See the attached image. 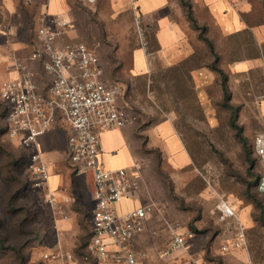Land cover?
I'll return each instance as SVG.
<instances>
[{
    "label": "rangeland",
    "instance_id": "374dc122",
    "mask_svg": "<svg viewBox=\"0 0 264 264\" xmlns=\"http://www.w3.org/2000/svg\"><path fill=\"white\" fill-rule=\"evenodd\" d=\"M66 1L74 18L64 34L67 41L93 48L105 79L120 88L119 100L141 133L144 155L134 161L144 166L150 193L168 207L170 197L181 210L182 222L194 233L198 264H264V215L255 218V204L244 193L260 168L251 143L264 129V0H233L244 29L227 36L195 0H173L171 15L183 30L179 48L187 56L170 65L148 56L156 46L155 24L145 27L133 11L137 0H121V5L118 0ZM44 2L0 0V83L10 76V58L32 50ZM134 50L141 71L137 75L132 73ZM1 114L0 100V264H56L45 255L86 241L90 206L71 201L66 214L53 212L44 190L32 185L28 155L2 135ZM162 122L190 155L183 167L151 148L170 136L162 137V132L157 136L161 141H147V132ZM171 149L164 153L171 157ZM221 199L233 207L236 218L221 217ZM239 224L246 233L242 247L233 245Z\"/></svg>",
    "mask_w": 264,
    "mask_h": 264
},
{
    "label": "built area",
    "instance_id": "2783aa9c",
    "mask_svg": "<svg viewBox=\"0 0 264 264\" xmlns=\"http://www.w3.org/2000/svg\"><path fill=\"white\" fill-rule=\"evenodd\" d=\"M70 26L61 14L43 12L29 55L10 58L7 70L13 75L0 83L5 137L28 155L32 185L44 190L45 202L56 213L57 200L49 189L50 173L38 138L58 121L67 126V154L73 169L92 173L88 254L98 264H137L147 253L135 247V239L144 230L147 216L158 209L157 205L154 201L140 202L119 213L114 205L139 188L140 168L132 164L108 169L100 157L101 133L125 126L134 116L119 104L120 88L105 79L101 58L95 50L82 41H59ZM31 62H37L47 75L48 82L42 88L38 84L39 72ZM252 144L260 165L257 190L264 197V129L254 134ZM217 207L222 218L237 217L226 200L221 199ZM184 240L182 234H176L169 248L181 247ZM245 242V228L239 224L233 245L242 247ZM45 257L56 264H77L88 258L61 247Z\"/></svg>",
    "mask_w": 264,
    "mask_h": 264
},
{
    "label": "crops",
    "instance_id": "0c3cea01",
    "mask_svg": "<svg viewBox=\"0 0 264 264\" xmlns=\"http://www.w3.org/2000/svg\"><path fill=\"white\" fill-rule=\"evenodd\" d=\"M118 1H120L121 5V0ZM195 2L208 14L212 21L217 23V28L224 29L226 36L244 29L243 20L233 0H195ZM137 4L133 6V9H135L133 11L136 14L139 12L138 17L145 22V27L148 29L151 21L155 24L154 41L156 46L152 51L148 52L149 54L147 53L148 56L152 55L155 60L162 62L164 65H170L177 60L185 58L187 53H184L181 50L182 48H179L183 30L181 25L171 15V6L174 5V1L137 0ZM43 11L49 14H61L70 23L74 19L71 15L70 5L66 0H45ZM66 32L68 33V31ZM59 41L61 43L66 42V35L63 34ZM136 50H134L133 57L136 64L134 68L132 67L133 75H137L139 70L136 61ZM139 60L141 62V56ZM31 65L36 67L39 72V87H44L48 82L47 75L44 74L37 62H31ZM7 71L10 76L13 75L12 71ZM118 102L122 105L119 98ZM164 123H158L152 130L147 132V137H149L147 141L157 138L162 132H164L161 135L162 137L170 136L165 137L166 140L163 141L157 138L161 143L155 144L151 148L159 149L166 157L170 158L176 167H183L190 162V155L182 141L172 131V128ZM170 131H172V134ZM68 132L69 128L61 121H58L53 129L38 138V147L42 151L43 159L47 163L50 173L49 189L54 193L57 200L56 214H66L67 207L71 205V201L75 205L88 204L90 206L89 210L92 209L93 204L92 173L90 171L75 172L73 169L67 154ZM150 134L152 135L151 137ZM101 146L103 151L100 157L106 168L115 169L132 164H137L140 168L141 182L139 188L121 197L114 205L116 210L119 213H124L134 205L137 206L140 202L147 201H154L158 208L147 216L144 230L135 239V247L147 253V256L141 258L137 264H194L195 262L198 264V259H195L196 254L193 250L194 233L187 228V223L182 222L183 219H181L179 214L181 210L175 209V202L170 197L168 198L170 207H168L167 203L158 200L150 193L144 177L145 168L134 161V158L144 155L141 149V133L137 131L134 121L120 128L103 131L101 133ZM170 147H172L171 157L164 153L165 150L169 151ZM176 148L178 151L176 150L173 153ZM25 151L27 153V150ZM168 214L171 215V218ZM158 221H161L160 225L157 223ZM176 234H182L185 240L181 247L172 250L169 248V244ZM59 247L62 248V246ZM99 264L113 263L101 262Z\"/></svg>",
    "mask_w": 264,
    "mask_h": 264
},
{
    "label": "trees",
    "instance_id": "16d2710c",
    "mask_svg": "<svg viewBox=\"0 0 264 264\" xmlns=\"http://www.w3.org/2000/svg\"><path fill=\"white\" fill-rule=\"evenodd\" d=\"M190 20H191V22L193 23L194 26H197L196 20L194 18L190 17ZM202 38L205 41V43L207 44V46L212 50V43L208 39V37L202 36ZM223 91H224V99L226 100V99L229 98V96H228V93H227V88H226V84L225 83H223ZM1 104H2V114H1L2 115V128H1V131H2V135L4 136V138L7 139L5 137L6 128H5V122H4L5 106H4V104H3L2 101H1ZM232 125L234 127H237L234 122H232ZM8 141H10V140H8ZM251 148H252V152L254 154L255 161L259 165L258 158H257L256 153L254 152L253 144L252 143H251ZM249 164L251 166L253 164V161L252 160H249ZM259 167H260V165H259ZM259 170H260V168H259ZM258 176H259V171H258L257 174H255V180H249L248 182H246L245 191H244V193L249 198H251L252 202L255 204V218L256 219H260L261 218V214L264 215V206H263L264 197L257 190V182H256V180H257ZM254 187H255L256 191L261 195V197L263 198V200L262 199H259L257 197L256 191H255V195L252 193V189ZM256 211H259V215L258 216L256 215ZM89 236H90V230H89V233H88V236H87L86 241L83 242V243H81V244H79L74 249H72L73 252L77 256H88V258H86L85 260H82V261L78 262L77 264H98V262L96 261V259L93 256L89 255L88 254V251L86 250V244H87V241L89 239Z\"/></svg>",
    "mask_w": 264,
    "mask_h": 264
},
{
    "label": "water",
    "instance_id": "95a60500",
    "mask_svg": "<svg viewBox=\"0 0 264 264\" xmlns=\"http://www.w3.org/2000/svg\"><path fill=\"white\" fill-rule=\"evenodd\" d=\"M258 181V178H257V180H256V182Z\"/></svg>",
    "mask_w": 264,
    "mask_h": 264
}]
</instances>
